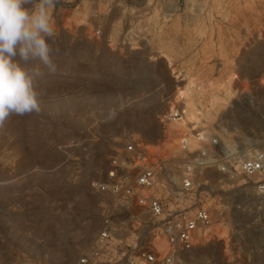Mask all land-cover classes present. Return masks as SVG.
<instances>
[{
  "label": "rangeland",
  "instance_id": "rangeland-1",
  "mask_svg": "<svg viewBox=\"0 0 264 264\" xmlns=\"http://www.w3.org/2000/svg\"><path fill=\"white\" fill-rule=\"evenodd\" d=\"M78 8L92 30L61 21ZM53 24L41 111L0 125V264H77L112 202L93 184L128 142L163 148L170 104L200 114L183 119L180 147L196 132L236 162L264 147V0H59ZM224 250L201 245L181 262L231 264Z\"/></svg>",
  "mask_w": 264,
  "mask_h": 264
},
{
  "label": "built area",
  "instance_id": "built-area-1",
  "mask_svg": "<svg viewBox=\"0 0 264 264\" xmlns=\"http://www.w3.org/2000/svg\"><path fill=\"white\" fill-rule=\"evenodd\" d=\"M182 113L177 109L169 120ZM195 138L194 150L185 142L159 161L135 142L125 145L104 181L93 184L112 202L103 207L100 230L77 264H182L215 223L228 229L231 264H264V147L236 162L219 150L218 136L196 132ZM156 237L165 242L163 251L154 245Z\"/></svg>",
  "mask_w": 264,
  "mask_h": 264
},
{
  "label": "clouds",
  "instance_id": "clouds-1",
  "mask_svg": "<svg viewBox=\"0 0 264 264\" xmlns=\"http://www.w3.org/2000/svg\"><path fill=\"white\" fill-rule=\"evenodd\" d=\"M59 0H0V125L12 115L41 111V67L57 71L50 41Z\"/></svg>",
  "mask_w": 264,
  "mask_h": 264
},
{
  "label": "bare ground",
  "instance_id": "bare-ground-1",
  "mask_svg": "<svg viewBox=\"0 0 264 264\" xmlns=\"http://www.w3.org/2000/svg\"><path fill=\"white\" fill-rule=\"evenodd\" d=\"M91 15L89 13H83L79 8L75 9L73 11H63L61 13V21L64 22L67 26H70L72 28H80L82 26H87L90 30H92V25L90 23L91 21ZM165 56L170 61V57H168L166 54ZM176 77V81L181 82L185 80L182 73H179L177 71H173ZM234 83V77H229L228 80L225 82V87L229 88ZM188 97V90L186 89V85L184 86H177L176 93H175V101L177 100H185ZM212 105L215 104L214 101L211 103ZM182 110V117L177 120H169V116L174 114L176 110ZM167 120L165 124V143L162 149H153L149 147L148 145H144L146 150H152L153 154L156 155L155 161L159 160H167L170 159L174 155L175 152H177L180 149V140L179 136H181L186 126L183 119L190 118L195 121H198L200 119V114L198 110L195 108L193 104H182V107H180L178 104H170L168 108V112L166 113ZM195 124V123H194ZM255 153V152H254ZM202 237V241L199 244L207 245L212 243H218L220 241L225 242L228 237V229L227 227L223 226L222 224L215 223L210 229L206 230L204 233L200 234ZM223 243V242H222ZM154 245L160 250L163 251L165 249V242L159 238L156 237L154 239ZM197 247H201L198 245ZM226 247V246H225ZM225 251V250H224ZM226 253H228L227 247H226Z\"/></svg>",
  "mask_w": 264,
  "mask_h": 264
}]
</instances>
